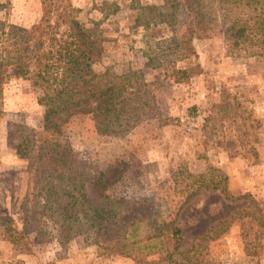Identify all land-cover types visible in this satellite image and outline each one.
Wrapping results in <instances>:
<instances>
[{
	"label": "rangeland",
	"instance_id": "374dc122",
	"mask_svg": "<svg viewBox=\"0 0 264 264\" xmlns=\"http://www.w3.org/2000/svg\"><path fill=\"white\" fill-rule=\"evenodd\" d=\"M199 2L215 22L198 38L189 34L184 0H83L78 19L103 38L93 69L134 73L151 111L115 135H100L81 113L66 119L62 132L88 172L104 171L110 193L148 198L141 205L156 207L157 218H176L178 251H184L173 256L178 264H264V228L242 216L255 214V206L264 214V57L230 53L216 0ZM151 5H164L167 15L152 20L158 11L146 8ZM40 15V0H0V23L29 27ZM194 65L200 73L174 81L175 69ZM37 96L12 66L0 68V215L19 227L30 177L16 153L15 130L47 134ZM215 184L225 186L229 199L211 189ZM230 215L234 221L225 229ZM147 230L144 223L139 233ZM101 252L80 235L61 244L51 227L31 254L14 253L0 237V264H173L159 251L142 262Z\"/></svg>",
	"mask_w": 264,
	"mask_h": 264
},
{
	"label": "trees",
	"instance_id": "16d2710c",
	"mask_svg": "<svg viewBox=\"0 0 264 264\" xmlns=\"http://www.w3.org/2000/svg\"><path fill=\"white\" fill-rule=\"evenodd\" d=\"M184 4L189 10L186 19L191 37L213 31L215 21L201 9L199 0H184ZM216 4L228 33V51L264 57V0H216ZM40 5L41 15L29 27L0 23V68L12 66L15 74L38 91L36 102L43 107L47 131L42 135L28 127L15 130L19 135L16 153L28 163L30 182L21 202L20 227L11 217L0 215L1 239L14 253L31 254L37 242L46 240L51 227L61 244L80 235L86 243L98 244L106 255L142 262L141 256L159 251L165 261L178 264L173 256H182L184 251H178L181 229L176 218H157L156 207L141 205L148 198L128 200L110 193L104 171L88 172L62 132V123L78 113L90 115L98 133L106 136L140 121L151 107L140 95L138 78L134 73L116 75L108 69H93L102 57V34L80 22L79 9L71 0H40ZM162 7H146L158 11L149 18L166 16ZM197 73L196 65L175 69L174 81L184 82ZM210 187L229 199L224 185ZM242 212L249 217L247 222L258 219L257 225L264 228V214L258 207L255 214ZM232 221L233 215L224 219V228ZM144 223L148 230L141 235ZM241 235L245 240L244 229Z\"/></svg>",
	"mask_w": 264,
	"mask_h": 264
},
{
	"label": "crops",
	"instance_id": "0c3cea01",
	"mask_svg": "<svg viewBox=\"0 0 264 264\" xmlns=\"http://www.w3.org/2000/svg\"><path fill=\"white\" fill-rule=\"evenodd\" d=\"M39 1V0H38ZM83 0H71L72 4L74 6H76L78 9L81 8V5L80 3L82 2Z\"/></svg>",
	"mask_w": 264,
	"mask_h": 264
}]
</instances>
